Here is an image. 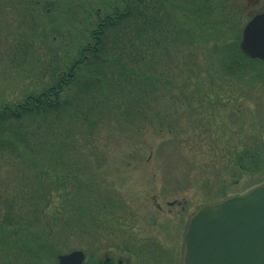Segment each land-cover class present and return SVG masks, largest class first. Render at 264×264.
Returning <instances> with one entry per match:
<instances>
[{"label":"trees","instance_id":"1","mask_svg":"<svg viewBox=\"0 0 264 264\" xmlns=\"http://www.w3.org/2000/svg\"><path fill=\"white\" fill-rule=\"evenodd\" d=\"M220 6V0H0V62L10 56L6 62L8 70L3 72L16 71L22 79L33 71V79L38 72L49 81L41 89H25L20 100L12 105L0 104V154L17 157L22 163L21 170L32 168L38 174L33 179L28 199L31 206L26 214L21 211V215L3 220L10 224V220L14 221L17 226L14 234L23 228L32 229L23 236L30 235L34 246L25 247L28 239L19 250L30 253L25 263L39 259V250L49 251L65 243L63 239L76 229L82 235L85 233L78 228L91 227L92 217L80 223L79 212L76 217L62 221V205L56 211L47 210L52 198L50 188L58 190L57 182L62 183L65 170L68 172L65 177L74 172L68 158L77 161V139L94 137L96 127L113 116L118 120L128 117L141 121L147 115L144 120L148 124L169 126L170 121H161V116L176 121V109L170 112L162 107V112L155 113L165 105L160 104L162 94L170 93L167 98L174 105L181 103L177 95H171L175 92L186 93L189 106L191 96L200 97L203 91L193 83V77L200 75L194 59L198 62L202 55V68L198 69L201 78L204 77L201 81L216 100L217 93L222 91L214 89L218 84L232 85L236 81L238 86L239 81L247 78L264 77L263 63L248 59L238 50L236 34L233 41L224 42L230 36L222 39L196 33L203 26L212 30L211 34L224 29L219 26L225 24L224 18L221 22L211 20L225 14V7L221 11ZM79 9L84 15L79 20L81 30L76 38L71 22ZM10 13L17 17L13 29L6 21ZM59 24L69 33H62ZM34 30L36 40L39 37L42 41L31 39ZM43 43L48 49L53 45V57H45L46 64L38 65L35 57ZM191 45L197 49L193 59L186 53ZM58 49L63 56L54 54ZM212 59L216 62L210 63ZM183 72L186 76L179 78ZM196 119L203 124V117ZM234 122L240 127V139L255 138L250 144L233 146L232 166L240 172L261 166L264 140L261 143L259 135L264 134V129L260 126L251 134L235 119ZM47 170L59 177L44 178L50 177ZM60 185L65 189L63 183ZM67 195L70 199L80 198L77 194ZM78 202L77 209L84 210ZM67 209L66 212L70 210ZM74 211L73 208L67 215Z\"/></svg>","mask_w":264,"mask_h":264},{"label":"rangeland","instance_id":"2","mask_svg":"<svg viewBox=\"0 0 264 264\" xmlns=\"http://www.w3.org/2000/svg\"><path fill=\"white\" fill-rule=\"evenodd\" d=\"M220 5L221 11L225 7L226 16L218 14L210 18L217 22L224 18L222 23L225 24L219 25L220 29H224L211 34L213 31L203 26L196 29L198 35L208 34L222 39L230 36L224 42H231L235 34L236 39L238 38L250 16L264 11V0H220ZM77 13V17L71 22L75 36L81 30L79 20L84 15L81 9ZM6 21L13 29L17 17L10 13ZM58 28L62 33L68 32L60 24ZM35 33L34 30L31 39L40 41L39 37L36 40ZM64 38L66 41L67 37ZM2 42L3 38L1 44ZM52 49H48L46 43L40 45L37 53L39 56L35 57L38 58V65L46 64L45 57H53ZM203 49L199 51L202 53ZM196 52L197 49L192 45L186 49L190 59H193ZM55 53L57 56L64 54L61 55L59 49ZM7 58L10 56L0 62V104L12 105L14 101L20 100L25 89L38 90L49 82L38 72L34 79L33 71H29L28 76L25 75L22 79L16 71L4 73V70H8ZM201 61L203 55L198 57V62L194 59L196 71L200 75L193 77V83L203 93L200 97L191 96L190 106L186 93L171 94L177 95L183 105L172 104L167 98L170 93L162 94L164 99L160 104L165 105L160 106L155 113L162 112V107L170 112L171 109H176V121L161 116V121H170L169 126L162 125L161 122L159 127L155 123L148 124L144 120L147 115L141 117V121L128 117H123L122 120L115 116L106 117L104 123L96 127L94 137L83 136L76 140L80 146L75 143L78 149V155H75L77 161L72 162L68 158L74 172H69L67 177L66 170L62 173L61 182L65 189L61 187L60 180L57 182L58 190L54 186L50 188L52 198L47 210L56 211L62 205V221L76 217L79 212L80 223L88 220L89 216L92 217L91 227L78 228L85 233L82 235L76 229L63 239L65 243L55 245L52 250H39V259L30 261L31 264H56L57 253L73 249L87 251L91 264L104 253L116 255L122 252L128 257L133 251L141 257L142 262L137 264H177V257H171L170 253L177 255L184 219L196 205L218 198L223 193L242 192L255 181L264 178V162L261 166L240 172L235 166H231L234 156H230L236 143L250 144L255 138L249 136L240 139V127L234 119L242 129H248L251 134L264 129V77L247 78L239 81L238 86L235 85V80L232 85L218 84L214 89L222 91L217 93L216 100L203 87L201 79L204 80V77L201 78V71L198 70L202 68ZM209 62L216 61L212 59ZM183 76H186V72L180 74L179 78ZM181 80L185 82L184 79ZM214 82L217 83V80ZM186 86L189 87V84L186 83ZM201 117L203 124L196 122V118ZM259 137L262 143L264 134ZM21 165L17 157L0 154V264H29L25 262L30 253L19 250H22L23 241L30 240V235H23L29 234L32 229L28 228L27 231L23 228L21 232L14 234L17 227L13 225L14 221L10 220L11 224L3 221L11 215H21V211L26 214L31 206L28 199L32 194L33 179L38 174L32 168L25 167L21 170ZM46 173L50 176L44 177L46 179L56 180L59 177L51 170ZM68 193L72 196L77 194L80 198L74 196L70 199ZM77 202L85 207V211L77 209ZM69 205L72 206L71 209ZM73 208L75 211L72 215H67ZM66 209L70 210L66 212ZM25 245L27 248L34 246L33 240ZM157 247L161 254H158Z\"/></svg>","mask_w":264,"mask_h":264},{"label":"water","instance_id":"3","mask_svg":"<svg viewBox=\"0 0 264 264\" xmlns=\"http://www.w3.org/2000/svg\"><path fill=\"white\" fill-rule=\"evenodd\" d=\"M239 48L264 58V12L244 26ZM80 250L57 264H83ZM179 264H264V182L243 194L198 205L184 225Z\"/></svg>","mask_w":264,"mask_h":264},{"label":"flooded vegetation","instance_id":"4","mask_svg":"<svg viewBox=\"0 0 264 264\" xmlns=\"http://www.w3.org/2000/svg\"><path fill=\"white\" fill-rule=\"evenodd\" d=\"M173 257V254H171ZM93 264H132L131 258L124 256L122 254L111 255L109 253H104L102 256H98L97 260Z\"/></svg>","mask_w":264,"mask_h":264}]
</instances>
